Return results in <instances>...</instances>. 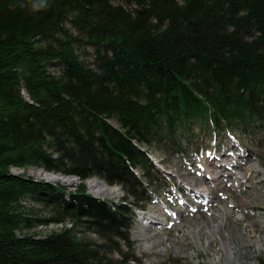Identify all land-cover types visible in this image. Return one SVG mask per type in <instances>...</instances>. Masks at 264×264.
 <instances>
[{"label":"trees","instance_id":"1","mask_svg":"<svg viewBox=\"0 0 264 264\" xmlns=\"http://www.w3.org/2000/svg\"><path fill=\"white\" fill-rule=\"evenodd\" d=\"M197 130L264 134V0H0V264L137 260L167 185L150 148L184 154Z\"/></svg>","mask_w":264,"mask_h":264},{"label":"rangeland","instance_id":"2","mask_svg":"<svg viewBox=\"0 0 264 264\" xmlns=\"http://www.w3.org/2000/svg\"><path fill=\"white\" fill-rule=\"evenodd\" d=\"M88 51V60H93L92 49ZM236 131L239 133L238 129ZM196 132L200 134L199 140H194L184 154H165L156 146L150 148V156L162 171L167 185L164 188L153 186L154 201L138 211L131 232L135 242L133 254L138 259L130 264H258L264 258L263 132L255 130L240 137L234 132L226 134L222 140L212 139L210 142L204 131ZM207 163L209 169L206 170ZM37 172L31 171L33 175ZM63 176L68 177L67 182L73 183L71 177L77 181L74 186L65 184L69 189L74 190L80 182L76 176ZM199 180L204 182L203 187L207 190L215 188L213 194L227 206L224 224L214 238L205 226L207 221L222 219L213 211L221 204L216 197L208 202L198 196ZM89 181L90 191L95 192ZM108 186L115 188L114 194L105 197L104 192L96 193L116 200L123 195L121 186ZM172 211L177 212V216ZM149 216L162 221L152 223L151 219L145 218ZM190 225H199L202 241L190 231ZM143 230L146 232L144 236H135L137 231ZM151 231L155 234L149 235ZM222 238L229 241L228 250L223 247ZM150 242L151 249H148L147 243ZM156 243L158 247H155Z\"/></svg>","mask_w":264,"mask_h":264},{"label":"bare ground","instance_id":"3","mask_svg":"<svg viewBox=\"0 0 264 264\" xmlns=\"http://www.w3.org/2000/svg\"><path fill=\"white\" fill-rule=\"evenodd\" d=\"M209 163V162H208ZM206 164V167H205V169L207 170V169H209V164ZM32 171V170H31ZM32 172H34V170L32 171ZM49 175H51V176H49ZM49 175H47V177H49V178H52V179H55V180H57V179H59L60 177V175L59 174H49ZM58 176V177H57ZM61 179V178H60ZM210 179V178H209ZM203 181H205V180H203ZM64 182H66V183H68V184H72V182H70V181H68L67 182V180L66 181H64ZM89 183H90V185H91V187L93 188V189H95V192H92L93 193V195H95V196H98V197H102V196H100L98 193H96V192H100V193H103L104 195H108V194H114L115 193V188H112V187H109L106 183H103V182H101L99 179H92V180H90L89 181ZM204 183V182H203ZM203 183L201 182V180H199V184H197V186H198V189H197V193H198V196L199 195H201V196H203L205 199H203L204 201L206 200V201H210V200H213L215 197H216V201L218 202V203H220L221 204V206H218V207H212L213 208V211H215L216 213H218L221 217H222V219H219L218 221H214V220H212V221H207V225L205 226L209 231H210V236L211 237H213L214 238V236H216V234L219 232V230H220V227L224 224V214H225V211H226V209H227V206L226 205H224V203L225 202H220V200L217 198V196L216 195H214L213 193L214 192H216V190H215V188H214V190L212 189V190H207L206 188H204L203 187ZM229 202L227 201V204H228ZM180 217L183 215L182 214V210H180ZM172 213L174 214V216H177V212H175V211H172ZM202 214H204V213H202ZM241 214V213H240ZM145 218H148V219H151V217L149 216V217H145ZM157 218V217H156ZM179 218V217H178ZM177 221H178V219H176ZM152 223H161V221L162 220H160V221H158L157 219H151L150 220ZM262 220H260V221H258L259 223L261 222ZM143 227V226H142ZM142 229V228H141ZM200 230V228H199V225H190V231L195 235V236H197V238L199 237V241H202V239H201V237H202V233L199 231ZM153 231V230H152ZM148 232L149 233V235H154L155 233L154 232ZM144 234H146V232L143 230V231H137L136 233H135V236H137V237H142V236H144ZM201 236V237H200ZM150 237V236H149ZM223 240H222V245H223V247L226 249V250H228L229 249V241H227L226 239H224V238H222ZM159 240L161 241L162 240V238L160 239L159 238ZM151 242H150V244L149 243H147V247L146 248H148V249H151ZM154 245V244H153ZM159 246V244L158 243H156V245H155V247H158ZM221 255H223L222 253H221Z\"/></svg>","mask_w":264,"mask_h":264},{"label":"water","instance_id":"4","mask_svg":"<svg viewBox=\"0 0 264 264\" xmlns=\"http://www.w3.org/2000/svg\"><path fill=\"white\" fill-rule=\"evenodd\" d=\"M43 174V175H42ZM47 174H52L51 172H49V171H46V170H44V169H38V172H37V174H36V176L38 177V178H44V179H46L47 181H52V180H55V179H52V178H49V177H47ZM54 174H56V173H54ZM60 175V174H59ZM60 178H61V182L63 183V184H67L68 185V183H66V182H64V181H66V179H68V177H66V176H63V175H60ZM72 181H73V183L72 184H69V185H71V186H74L75 184H76V182L74 181V180H76L75 178H70ZM104 182V181H103ZM108 196H110V195H105V197H108Z\"/></svg>","mask_w":264,"mask_h":264}]
</instances>
